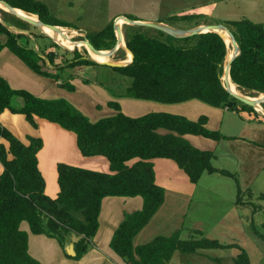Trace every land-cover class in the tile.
I'll use <instances>...</instances> for the list:
<instances>
[{
    "label": "trees",
    "instance_id": "trees-1",
    "mask_svg": "<svg viewBox=\"0 0 264 264\" xmlns=\"http://www.w3.org/2000/svg\"><path fill=\"white\" fill-rule=\"evenodd\" d=\"M0 1L37 16L46 25L75 28L54 16L41 1ZM169 20L191 21L197 27L204 17L173 16ZM226 26L233 29L231 33L241 51L231 65L232 81L241 89L264 94V25L240 20L229 21ZM43 35L38 41L47 38L50 45L46 47L38 43L40 49L36 50L29 46V37L16 35L0 23V53L7 48L35 74L55 80L59 87L69 92L76 91L70 83L75 75L71 74L64 81L67 72L85 67H107L128 80L124 92L114 94L117 98L162 104L198 100L215 108L256 115L253 107L233 97L223 84L228 47L217 33L184 38L165 32H160L157 37H148L140 31L127 33L126 44L133 55V62L126 67L101 65L88 53L83 55L78 49L68 51L77 47L62 46L68 49L64 50L46 34ZM1 37H5V41ZM88 40L97 50L111 49L112 46L109 48L110 44L105 42L111 40L113 42L109 43H114L116 40L113 23L97 34L88 35ZM52 48L71 58L57 63L56 51H49ZM15 98L21 101L19 106L13 105ZM108 107L117 114L92 122L64 98H39L27 90L11 88L0 77V115L8 110L25 116L34 128H38L36 119L39 118L74 133L82 156L106 158L111 171L103 173L60 163L57 167L60 191L57 198L52 199L46 194V182L39 169L38 154L43 149V140L29 137L30 144L26 145L0 123V137L10 144L9 149L0 144V162L4 167L0 176V264H42L29 253V233L21 229L24 222L28 223L32 234L57 240L67 258L81 260L94 247L102 204L108 197H141L144 200L141 210L125 215L110 244L127 264H169L176 252L186 255L229 248L207 238L183 240L178 232L171 236H158L143 245H134L137 235L151 222L166 199V189L157 184L153 160L176 162L193 184L199 183L205 173L238 179L229 171L212 165L213 152L199 150L185 138L193 135L215 141L226 139L220 131L206 127L207 117L192 121L169 113H150L132 118L122 112L116 101L109 102ZM159 130L168 133L161 134ZM133 161L136 162L131 164ZM237 183L238 204H245L239 181ZM75 238L77 240L72 242L76 255L70 256L66 252L67 242ZM235 264L252 262L247 253L242 252L235 258Z\"/></svg>",
    "mask_w": 264,
    "mask_h": 264
},
{
    "label": "rangeland",
    "instance_id": "rangeland-1",
    "mask_svg": "<svg viewBox=\"0 0 264 264\" xmlns=\"http://www.w3.org/2000/svg\"><path fill=\"white\" fill-rule=\"evenodd\" d=\"M38 1L45 3L51 9L53 15L58 19L66 21L75 27L74 29L66 28L68 30L66 34H68L71 42L64 44H69L72 47L79 46L80 48L77 47L75 49H78L83 55H87L89 52L82 49L81 45L77 43L78 41H85L88 39V35L101 32L110 23H113L116 27L119 19H125L127 16L139 21L161 24L162 27L169 31L175 30L180 32H190L201 27L213 25H222L227 28L228 31L232 32L233 29L228 28L226 23L240 20H250L254 23L264 25V0ZM186 15L203 16L204 20L202 24L197 27H195L196 24L191 21L178 20L171 22L169 20L173 16L183 17ZM159 21H164V23H158ZM0 23L16 35L22 34L29 37V46L34 47L36 50L40 49L38 43H43L42 45H46V47L50 45V41L47 38H44L43 41H38L41 34H44L38 27L23 20L16 14L11 13L9 10L5 11L0 8ZM136 31H140L148 37L160 36V32L168 34L166 31L141 25H123L125 40L127 33ZM114 32L116 37L115 42L109 43L113 42L111 40L105 42L106 45L110 44L109 48H111V46L112 48L109 50H101V53L111 52L114 63L123 62L128 58L129 52H127L125 48L120 47L116 34L117 32L115 30ZM1 39L5 41V37H1ZM54 43L57 42L54 41ZM73 43L77 45L75 44L74 46ZM71 46L66 47L71 48ZM75 49L67 50L73 51ZM54 50L53 48L49 49V51ZM55 51L57 54L56 57L58 58L56 60L57 63H61L64 59L71 58L70 55L65 54L61 50ZM13 57L25 65L18 57L15 55H13ZM3 64L5 66L7 65L6 62H3ZM29 71L30 77H26L28 78L27 80L22 76L18 77L17 80L25 82V88L37 95L39 94L37 93L39 89L34 85L33 79L39 78L40 76L30 69ZM71 74L75 75V78L71 80L70 83L76 87L75 92L77 93L70 92L71 94L74 93V96H70L69 98L75 102L72 104L92 122L111 116L113 112L111 108H108L106 105L109 101L119 102L123 112L128 116H132L131 113L133 112L129 110L131 109L129 105L131 101L135 100L117 98L114 96V94L120 95L124 92L128 81L124 77L119 76L107 67H85L67 72L64 75V81H67ZM85 82L89 84H85ZM10 83L11 88H13V86H21L13 81ZM223 84L231 92L235 93L228 82L225 81L224 77ZM241 91L242 94L250 96L253 99L264 96L260 95L262 93L249 92L244 89H241ZM20 102L19 99L15 98V100H13V105L19 106ZM157 104L171 107V104ZM143 110L145 109L141 108L138 110L135 116L138 117L148 114ZM146 110L148 111L149 109ZM255 111L256 115H254L256 119L264 122V102L259 103ZM149 112L156 113L157 111ZM243 116V119L248 122L247 116L244 113L240 114V111L236 113L226 112L223 116L219 131L228 138L237 137L242 134L243 136L245 135L244 137L246 140L242 139L244 137L235 139L236 142H231L234 139L221 140V142L218 141L215 146L210 145L209 150L214 148V150L210 152H213L215 155L212 160V165L215 168L229 171L237 176L239 186H241L243 191L242 200L245 204H238L239 187L238 181L234 178L219 173H205L199 183L193 184L188 179V176L178 167L176 162L167 159H157L153 162L155 174L158 179V184L166 189V199L151 222L137 235L134 244L138 246L143 245L151 242L158 236H171L178 232L183 240L207 238L217 240L219 243L229 248L207 250L199 252L198 254L186 255L176 252L169 264H235V258L242 252L247 253L252 264H264V239L261 237H264V198H260L264 196V169H261L259 165L260 154L264 150V145H258L255 141L256 139L264 142V139L263 136H255L252 132L246 133L245 130L243 131V128H252V126H248L244 123L242 120ZM43 123L44 129L42 131L45 132L46 145L44 157L50 160H52L51 157H54L56 160H61L54 161L57 163V167L60 163L70 164V162H72L75 164V167L89 168L88 170L98 172H110V163L106 158L95 157L93 159L82 156L78 149L74 133L68 132L60 126L46 121ZM211 124L215 126V123ZM250 124H254V122ZM261 134L263 135L264 132L262 131ZM247 140L250 141L248 142ZM252 141L257 144L254 145ZM191 144L196 147L193 143ZM237 145H253L257 146V148L254 147L255 149L253 151L252 148L248 149L246 146L238 147ZM203 148H205L204 150H208L206 149L207 147ZM75 159L79 160L76 161ZM86 162L88 164H86ZM50 172H52L53 175ZM50 172L48 173L49 175H47L48 193L51 196H56V192L59 190L58 170H50ZM119 201L125 200L122 198ZM136 201H140L142 207L144 203L143 198H138ZM127 205L128 204H123V206L127 208L124 214L136 208H128ZM117 210L118 212L121 210L119 205ZM116 220L115 222H117ZM24 225L25 229H28V225L26 223ZM256 232L261 236L257 235ZM100 237L104 238L105 235L102 233ZM38 239V236H33L32 243H35L36 248H39V244L35 242ZM73 240L76 241L77 238L69 239L67 246L71 243L74 244V242H72ZM51 245L53 244L46 242L41 250L50 258H53L56 254L59 257L60 251H56L58 246Z\"/></svg>",
    "mask_w": 264,
    "mask_h": 264
},
{
    "label": "crops",
    "instance_id": "crops-1",
    "mask_svg": "<svg viewBox=\"0 0 264 264\" xmlns=\"http://www.w3.org/2000/svg\"><path fill=\"white\" fill-rule=\"evenodd\" d=\"M11 53L12 52L10 50H8L7 48L2 50L0 53V77L4 78L9 83L10 86H11V83H10L11 81L15 82L16 84L18 83L21 85V86H13V89H15V90H27L25 88V82L19 81V80H17V78L20 76H22L23 78L24 77L26 78L28 76L30 77L29 68L27 66L23 65L21 62L17 61L13 57L14 54L12 53L13 54L12 55ZM3 62H6L7 65L5 66L3 64ZM31 78H33V77H31ZM42 78H44V77L40 76L39 78L33 79L34 85L37 86L39 89V92L36 91L39 94H37V95L34 94L35 96H37L39 98H44V99L64 98L68 101H71V103H75L72 100H70L69 97L70 96L73 97L74 93L76 94L77 92H74L73 94H71L66 89L59 87V83L56 82L55 80H52L49 78H45V79H42ZM27 79L28 78H26V80ZM30 80H32V79H30ZM27 91H29V90H27ZM29 92L32 93L31 91H29ZM109 102H111V101H109ZM109 102L106 103L107 107H108ZM120 106H121V104H120ZM129 106L131 107V109H129V110H131L134 113V114L131 113L132 116L129 115V117H132V118H138V117L145 116V115L138 116V117L135 116L136 115L135 113L138 110H140L141 108L145 109L143 111H146L145 113H148V114L154 113V112H149V111H157L156 113H165L166 112V113H171L173 115H179V116L186 117L192 121H198L201 117L206 116L208 119L206 127L210 130L213 129L212 131H219L220 130L222 119H223L224 114H226V112L236 113L237 111H239V110L232 111L229 108H225V109L213 108V107L208 106L205 103H202L198 100H192L189 102L176 104V105L171 104V107H166L163 105L161 106V105H158L157 103H153L150 101L135 100V101H131ZM209 107H211V108H209ZM146 109H149V110L147 111ZM111 110L113 112L111 114V116L117 114V111H115L113 109H111ZM121 110L123 112L122 106H121ZM242 113H244L247 116V119L249 120L248 122L245 121L243 119L244 118V116H243L242 120L244 121V123H246L248 126H252V128L251 127L243 128V131L245 130L246 133L252 132L253 134H255V136L256 135L263 136V139H264V134L263 135L261 134L262 131L264 132V122L257 120L254 113L240 112V114H242ZM126 116H128V115H126ZM44 121H46V120L37 118L36 122H37L38 128H34L30 123L27 122L25 116H23V115L13 114L8 110L0 115V123L3 126H5L7 129H9L24 144H26V145L30 144L29 139H28L29 137L41 138L43 140V142H44L43 149L38 154L39 169H40V171H41V173L45 179V182H46V194L49 197H51L52 199H56L60 189L56 192V196H51L48 193L47 175H49L48 173L50 172V170L56 171V169H57L56 164L57 163L54 161H61V160H56L54 157H51L53 160L52 161V160L44 157V150L46 147V145H45V132L42 131L44 129V123H43ZM250 121L254 122V124H250L251 123ZM46 122H48V121H46ZM48 123H50V122H48ZM211 123H215V126H212ZM51 124H53V123H51ZM212 127H215V128H212ZM159 133L167 134L168 132L166 130H159ZM244 136L242 134H240L237 137H230V138L226 137V139H224V140L234 139L231 142H236L235 139H238L239 137H244ZM185 138L188 141H190L191 143H193L194 145H196V147H198L197 149L202 150V151L214 150V148L209 150V146L210 145L215 146L218 143V141L207 139V138H204L201 136L187 135V136H185ZM242 139L246 140L245 137ZM247 141L249 142L250 140H247ZM255 141L258 143V145H262V144L264 145V142H262V141H258L256 139H255ZM219 142H221V140ZM256 142H253V144L256 145L257 144ZM0 144L5 145L6 148L9 149V146H10L9 142H7L5 139H3L1 137H0ZM200 144H202V145H200ZM237 146L238 147L239 146H246V148H248V149L252 148L253 151L255 148H257V146H253V145H237ZM203 147H207L206 149H208V150H204L205 148H203ZM10 158L12 159V156H10ZM75 160L78 161L79 159H75ZM155 160H157V159H155ZM155 160H153V162ZM46 161H47V163H46ZM135 162L136 161H133L131 164H133ZM86 164H88V163L86 162ZM68 165L74 166L75 164L70 162V164H68ZM259 165H260L261 169H264V150L260 154ZM3 171H4V167L0 162V176L2 175ZM50 173L53 175L52 172H50ZM103 173H107V172H103ZM109 173H111V171ZM156 181L158 184L157 177H156ZM138 198H141V197L124 198L125 201H119L122 199L121 197H108L103 201L102 210H101V214L99 217L100 227H99V231H98V233L94 239V247H93V249H91L88 252L87 255H85L79 261L67 258L65 251L60 246L59 242L55 239L48 238L47 236H44V235L38 236L39 239L36 240L35 242L39 244V248H36L35 243H32V240H33V236H37V235L32 234L28 223L24 222L21 225V229L23 231H26L29 233V253L35 259L40 261L42 264H104V263L127 264L121 257H119L111 249L110 244H111V241L113 239V236H114L116 230L120 227L121 223L124 221L125 215L134 213V212L139 211L143 208V205L141 207V202L136 201ZM123 204H125V205L128 204L127 205L128 208H130V207H136V208H135V210L126 212L124 214V211L127 208H126V206H123ZM118 205L121 207V210L119 212L117 210ZM120 213H121V215H120ZM115 220L117 222H115ZM25 223L28 225V229H25V225H24ZM102 233L105 235L104 238L100 237ZM46 242L49 244H53L54 246H58L56 248V251L57 250L60 251L59 257L56 254L55 255L56 257L55 256L53 257L55 259H53V258L46 256L43 253V251L41 249L43 246H45ZM53 245H51V246H53ZM134 245L138 246L136 244H134ZM57 259H58V261H57Z\"/></svg>",
    "mask_w": 264,
    "mask_h": 264
},
{
    "label": "water",
    "instance_id": "water-1",
    "mask_svg": "<svg viewBox=\"0 0 264 264\" xmlns=\"http://www.w3.org/2000/svg\"><path fill=\"white\" fill-rule=\"evenodd\" d=\"M0 3H2V4H4L5 6H7L9 9H11V10H13V9H15V8H12L11 6H9L7 3H5V2H0ZM13 12V11H12ZM20 18H22L23 20H25V21H27V22H29V23H31V24H33L34 26H36V27H38L39 28V24L40 25H43V26H46V27H48V28H51V29H57V28H63V27H59V26H53V25H46V24H44V23H42L40 20L36 23V22H34V21H32V20H30V19H28L27 17H20ZM118 18H120V17H118ZM117 18V19H118ZM123 18H125V17H123ZM116 19V20H117ZM126 19V21L129 23V24H135V25H141V26H145V27H149V28H154V29H158V30H162V31H166V32H168V34H170V35H172V36H174V37H176V38H184V37H190V36H196V35H201V34H206V33H217V34H219L223 39H224V36H223V34L219 31L220 29H223V28H225L224 26H222V25H213V26H206V27H201V28H198V29H196V30H194V31H190V32H180V31H175V30H171V31H169L168 29H165L164 27H162L161 26V24H155V23H151V22H145V21H132V20H130V19H128V18H125ZM39 23V24H38ZM226 30H227V28H225ZM114 30L117 32L116 34H117V36H118V40H119V31H118V28H117V26L115 27L114 26ZM228 31V30H227ZM230 34H231V37H232V41H233V46H234V50H235V52H236V55L234 56V58L230 61V63H229V66H228V69L227 68H225V70H224V76L226 75V74H228V75H230L231 76V74H230V71H231V65H232V62H233V60L236 58V57H238L239 55H240V53H241V51H240V48H239V45L237 44V42H236V40H235V38H234V36H233V34L230 32V31H228ZM85 43L87 44V46L89 47V49H91L92 51H94V52H96V53H101L102 51L101 50H97L90 42H89V40L88 39H86L85 40ZM56 44H58V43H56ZM59 45V44H58ZM60 46V45H59ZM60 47H62V46H60ZM228 47V46H227ZM63 48V47H62ZM125 48V50L127 51V52H129L130 54H131V56H132V59H131V61H130V63H128L127 65L126 64H121V63H110V62H98V61H96L97 63H99V64H101V65H106V66H109V67H126V66H128L129 64H131L132 62H133V55H132V53L128 50V48L125 46L124 47ZM65 49V48H64ZM67 50V49H66ZM76 50V49H75ZM229 50V49H228ZM74 51V50H73ZM111 53V52H110ZM112 54V53H111ZM228 56V55H227ZM92 58V57H91ZM94 60V59H93ZM95 61V60H94ZM223 76V77H224ZM223 79V78H222ZM226 88V90L233 96V97H235V98H237L239 101H241L242 103H244V104H246V105H248V106H251V107H253L254 109H256V106L259 104V103H262V102H264V98L263 99H261V100H258V99H255V100H252V99H250V98H248V97H245V96H243V95H238V94H235V93H233V92H231L227 87H225ZM260 95H264V94H260ZM66 252H67V254L68 255H70V256H75L76 255V252H75V248H74V244L73 243H71V244H69V246H67L66 247Z\"/></svg>",
    "mask_w": 264,
    "mask_h": 264
},
{
    "label": "bare ground",
    "instance_id": "bare-ground-1",
    "mask_svg": "<svg viewBox=\"0 0 264 264\" xmlns=\"http://www.w3.org/2000/svg\"><path fill=\"white\" fill-rule=\"evenodd\" d=\"M0 5H1L0 6L1 9H4L5 11L9 10V11H11V13L16 14L18 17H27L28 19H30V20H32V21H34L36 23L39 21V19L35 15L28 14V13L22 11V10H19V9L11 10L7 6H5L4 4H0ZM2 6L5 7V8H3ZM119 20H123V21L118 23V24H116L117 28H118V31H119V34H120L118 41H119L120 47L124 48L126 46V40H125V37H124V34H123V25L124 24H129V23L126 21V19H119ZM39 29L44 34L48 35L52 40L57 42L59 45H61L63 47L71 46L69 44L61 43V42H66V43L71 42V39L68 37V34H66V33H68L67 29H65V28L51 29V28H48V27L40 25V24H39ZM219 31L223 34L224 41L226 42V44L228 46V49H229L228 56L226 57V61H225V68L228 69L229 63L234 58V56L236 55V52L234 50L231 34L228 33L225 28L220 29ZM77 43H79L81 45L82 49L88 51L90 57H92V59H94L95 61L114 63L113 60H112L111 53L108 52V53H105L104 55H100L99 53H96V52L92 51L91 49H89V47L87 46L85 41H78ZM73 44L75 46L76 43H73ZM131 59H132V56H131L130 53H128V58L126 60H124L123 62H117V63L126 64L127 65L128 62L131 61ZM224 79H225L226 82H228V84L230 85L231 89H233V91L235 93H237L238 95H243L245 97H248V98H250L252 100H255V99L251 98L250 96H246V95L242 94L241 88L238 87L235 83L232 82V79H231L230 75L226 74L224 76ZM261 97H259L258 100H261V99L264 98V96H261Z\"/></svg>",
    "mask_w": 264,
    "mask_h": 264
}]
</instances>
